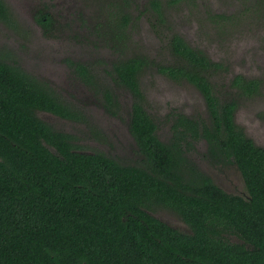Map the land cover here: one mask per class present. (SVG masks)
Masks as SVG:
<instances>
[{
  "label": "trees",
  "instance_id": "16d2710c",
  "mask_svg": "<svg viewBox=\"0 0 264 264\" xmlns=\"http://www.w3.org/2000/svg\"><path fill=\"white\" fill-rule=\"evenodd\" d=\"M250 1L249 11L264 16V0ZM151 5L163 18L161 1ZM119 10L113 19L119 24L110 23L116 38L131 23L129 13ZM12 19L0 0V20ZM39 20L45 28L52 22L47 12ZM169 47L175 60L158 64V71L194 85L206 115L175 112L171 136L161 139L141 87L149 60L118 59L107 76L132 95L128 126L140 157L133 163L83 151L73 135L42 120L38 111L73 120L82 114L47 82L0 58V264H264V146L236 122L240 99L261 83L238 75L236 92L221 93L211 79L224 64L176 32ZM76 68L92 84L88 67ZM114 86L104 89V99L116 115ZM201 140L211 163L239 170L247 196L227 192L198 169L189 152ZM156 204L174 210L191 232L156 217Z\"/></svg>",
  "mask_w": 264,
  "mask_h": 264
},
{
  "label": "rangeland",
  "instance_id": "374dc122",
  "mask_svg": "<svg viewBox=\"0 0 264 264\" xmlns=\"http://www.w3.org/2000/svg\"><path fill=\"white\" fill-rule=\"evenodd\" d=\"M4 1L13 19L8 24L0 20V58L47 82L63 102L82 114L80 120H73L37 112L55 130L73 135L81 150L102 151L124 163L140 159L128 126L132 95L110 83L107 76L118 59L144 56L149 60L141 87L161 139L171 136L175 112L206 115L204 97L194 85L177 82L156 67L175 60L169 47L173 32L225 65L211 79L221 93L236 92L232 84L238 75L261 83L256 93L240 99L236 122L257 145L264 146V16L249 11L250 0H160L163 18L152 8V0ZM120 7L129 13L131 23L124 36L116 38L111 25L119 24V19H113L120 14ZM46 12L52 18L48 28L39 20ZM216 13L228 17L219 18ZM75 63L89 68L92 84L75 70ZM110 84L119 95L116 115L105 106L104 89ZM189 156L199 170L229 193L248 195L239 170L211 163L204 141L196 142ZM151 212L178 230L191 232L174 210L156 204ZM229 238L237 241L234 235Z\"/></svg>",
  "mask_w": 264,
  "mask_h": 264
},
{
  "label": "flooded vegetation",
  "instance_id": "af4514ba",
  "mask_svg": "<svg viewBox=\"0 0 264 264\" xmlns=\"http://www.w3.org/2000/svg\"><path fill=\"white\" fill-rule=\"evenodd\" d=\"M41 24H42V23H41ZM42 25H43V24H42ZM84 66H85V65H84ZM74 68H75V70L77 69V68H76V63H75V65H74ZM88 69H89V68H88ZM77 71H78V70H77ZM89 74H90V73H89ZM90 75H91V74H90Z\"/></svg>",
  "mask_w": 264,
  "mask_h": 264
},
{
  "label": "water",
  "instance_id": "95a60500",
  "mask_svg": "<svg viewBox=\"0 0 264 264\" xmlns=\"http://www.w3.org/2000/svg\"><path fill=\"white\" fill-rule=\"evenodd\" d=\"M52 150H54V149H52ZM228 192V191H227Z\"/></svg>",
  "mask_w": 264,
  "mask_h": 264
},
{
  "label": "bare ground",
  "instance_id": "6f19581e",
  "mask_svg": "<svg viewBox=\"0 0 264 264\" xmlns=\"http://www.w3.org/2000/svg\"><path fill=\"white\" fill-rule=\"evenodd\" d=\"M169 224V223H168Z\"/></svg>",
  "mask_w": 264,
  "mask_h": 264
}]
</instances>
